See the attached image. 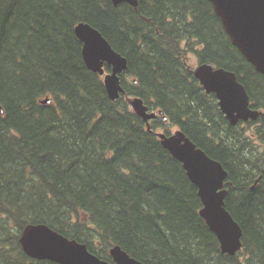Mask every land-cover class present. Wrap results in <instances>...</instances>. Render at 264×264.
<instances>
[{"label":"trees","instance_id":"1","mask_svg":"<svg viewBox=\"0 0 264 264\" xmlns=\"http://www.w3.org/2000/svg\"><path fill=\"white\" fill-rule=\"evenodd\" d=\"M79 22L126 57L124 94L162 110L226 169L225 206L242 230L234 255L199 215L181 163L86 67ZM189 52L234 71L264 111V76L209 0H0V264H58L23 252L26 223L108 261L118 244L144 264H264V113L230 125L187 67Z\"/></svg>","mask_w":264,"mask_h":264},{"label":"water","instance_id":"2","mask_svg":"<svg viewBox=\"0 0 264 264\" xmlns=\"http://www.w3.org/2000/svg\"><path fill=\"white\" fill-rule=\"evenodd\" d=\"M113 5L128 3L136 8L138 0H111ZM220 18L232 44L254 69L264 76V0H209ZM74 33L82 42L81 54L86 67L103 75V84L110 100H115L124 88L120 74L127 67V59L115 50L102 33L86 22H79ZM106 67L109 69L106 70ZM206 93H214L220 110L231 125L239 120H255L263 112L250 106L249 96L236 74L210 62H202L193 69ZM133 112L146 122L161 111H149L139 96H126ZM46 97L42 103H48ZM165 118V117H164ZM164 148L177 159L189 180L196 186L201 201L199 215L215 234L222 253L234 255L242 247V230L225 206L227 171L216 159L187 137L181 129L171 134L157 132ZM258 179L255 180L256 184ZM23 252L34 259H47L59 264H144L130 256L118 244L110 247L112 262L90 252L85 243L70 239L45 223H26L18 238Z\"/></svg>","mask_w":264,"mask_h":264},{"label":"flooded vegetation","instance_id":"3","mask_svg":"<svg viewBox=\"0 0 264 264\" xmlns=\"http://www.w3.org/2000/svg\"><path fill=\"white\" fill-rule=\"evenodd\" d=\"M190 54H193V53H191V52L188 53V57H187V59H188V65H187V67H191L190 69H192V66L189 64V56H190ZM193 55H194V54H193ZM194 57H195V56H194ZM196 60H197V65L200 64V63H202V62H209V61H202V62H200V61H198L197 58H196ZM195 66H196V65H195ZM195 66H194V67H195ZM194 67H193V68H194ZM146 105H147V104H146ZM147 106L149 107L148 110H150V111H161V114H157V116H155V118L150 119V123H152V122L157 123V124H155V126H154V127H156L155 129H161V128H163V127L167 128L168 125L173 126V123H172L171 121L168 120L167 116L164 115V113L162 112V110H160L159 108H156V107H150L149 105H147ZM164 117H165V118H164ZM177 126H178V125H177Z\"/></svg>","mask_w":264,"mask_h":264},{"label":"rangeland","instance_id":"4","mask_svg":"<svg viewBox=\"0 0 264 264\" xmlns=\"http://www.w3.org/2000/svg\"><path fill=\"white\" fill-rule=\"evenodd\" d=\"M189 64L192 67H194L195 65H197V60H196V58L194 57L193 54H190V56H189ZM175 129H176V127L171 126V125H168L167 128L163 127L161 129H158V130H160V131H171V132H173Z\"/></svg>","mask_w":264,"mask_h":264},{"label":"bare ground","instance_id":"5","mask_svg":"<svg viewBox=\"0 0 264 264\" xmlns=\"http://www.w3.org/2000/svg\"><path fill=\"white\" fill-rule=\"evenodd\" d=\"M175 125V124H174ZM179 127V126H178ZM180 128V127H179ZM181 129V128H180ZM185 134V133H184Z\"/></svg>","mask_w":264,"mask_h":264}]
</instances>
